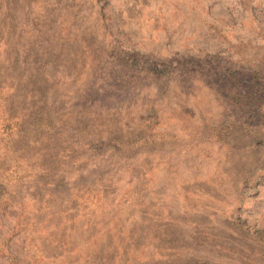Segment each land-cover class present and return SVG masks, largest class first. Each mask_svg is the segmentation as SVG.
<instances>
[{
    "label": "rangeland",
    "instance_id": "1",
    "mask_svg": "<svg viewBox=\"0 0 264 264\" xmlns=\"http://www.w3.org/2000/svg\"><path fill=\"white\" fill-rule=\"evenodd\" d=\"M0 264H264V0H0Z\"/></svg>",
    "mask_w": 264,
    "mask_h": 264
}]
</instances>
